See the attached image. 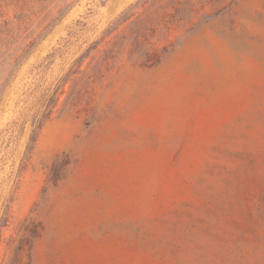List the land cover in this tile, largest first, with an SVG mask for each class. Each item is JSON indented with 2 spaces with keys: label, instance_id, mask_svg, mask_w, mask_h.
Here are the masks:
<instances>
[{
  "label": "rangeland",
  "instance_id": "374dc122",
  "mask_svg": "<svg viewBox=\"0 0 264 264\" xmlns=\"http://www.w3.org/2000/svg\"><path fill=\"white\" fill-rule=\"evenodd\" d=\"M1 229L0 264H264V0H0Z\"/></svg>",
  "mask_w": 264,
  "mask_h": 264
},
{
  "label": "trees",
  "instance_id": "16d2710c",
  "mask_svg": "<svg viewBox=\"0 0 264 264\" xmlns=\"http://www.w3.org/2000/svg\"><path fill=\"white\" fill-rule=\"evenodd\" d=\"M5 222H8V219L5 218ZM2 229L0 230V243L2 238ZM20 248V249H19ZM18 248V252L16 253V256L11 259L7 264H29V261L31 260V246L30 249H27L25 245H22V247ZM28 250V251H27ZM26 258H28V262H26Z\"/></svg>",
  "mask_w": 264,
  "mask_h": 264
}]
</instances>
